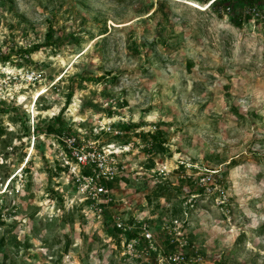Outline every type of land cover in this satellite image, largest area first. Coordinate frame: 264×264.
Here are the masks:
<instances>
[{
    "label": "rangeland",
    "instance_id": "1",
    "mask_svg": "<svg viewBox=\"0 0 264 264\" xmlns=\"http://www.w3.org/2000/svg\"><path fill=\"white\" fill-rule=\"evenodd\" d=\"M209 8L0 0V264H264V0ZM73 137L115 152L102 211Z\"/></svg>",
    "mask_w": 264,
    "mask_h": 264
},
{
    "label": "built area",
    "instance_id": "2",
    "mask_svg": "<svg viewBox=\"0 0 264 264\" xmlns=\"http://www.w3.org/2000/svg\"><path fill=\"white\" fill-rule=\"evenodd\" d=\"M213 1L206 6H210ZM66 142L65 147L69 149V152L65 150L63 152L66 164L70 166L69 173L72 180L75 181L82 194H84L89 208L94 209V211H102L103 204L111 201V189L107 186L106 180H113L119 175L116 166L117 161L113 156L115 152L108 149L101 153L98 149L93 150L94 147L91 148L90 145L82 146L81 143H77L75 137L69 138ZM90 169L93 170L90 171ZM114 225L123 232L132 229V226L124 223L120 217H115ZM147 226V224L144 226L142 235L145 239L151 240L153 234L147 229ZM138 244L137 239H131L127 246L132 251L136 250ZM175 260H178V257H175Z\"/></svg>",
    "mask_w": 264,
    "mask_h": 264
},
{
    "label": "trees",
    "instance_id": "3",
    "mask_svg": "<svg viewBox=\"0 0 264 264\" xmlns=\"http://www.w3.org/2000/svg\"><path fill=\"white\" fill-rule=\"evenodd\" d=\"M199 1H201V2H204V3H206L205 5H207V4H209L211 1H213V0H199ZM225 1H228V0H214L211 4H210V8L212 7L213 9H216V8H218L219 6H220V4H222V3H225ZM231 4V3H230ZM209 8V9H210ZM227 8H229L230 10H232L233 8H234V4H233V7H232V5H230V6H227ZM53 38H54V31H53V28L52 27H50V30L48 31V33H47V40H46V46H53ZM43 46H45V45H35L32 49H26L25 50V52L26 53H32V51H37V50H39L41 47H43ZM65 75L63 74L61 77H60V79L61 78H63ZM58 119H54V120H57V121H59V120H61V116H59V117H57ZM60 126V125H59ZM61 127V126H60ZM125 127V125L123 124L122 126H121V128H124ZM37 128V127H36ZM36 128H35V130H36ZM127 128V127H126ZM60 130V129H59ZM56 131H58V129H54V127H50L49 126V129H48V131L46 132L48 135H51V134H53V132H56ZM147 136H150V138L153 140V142H152V144H154V145H156V146H158L160 149H163V144H164V142L162 141V140H160V136H159V134L158 133H148V135ZM63 169H61V171H62ZM86 172V171H85ZM88 172V171H87ZM16 177H17V175L15 176V177H13L12 179H13V181L16 179ZM11 179V178H10ZM114 229L116 230V232L117 233H121L122 232V230H120V229H118L117 228V226L116 225H114ZM125 234H126V236H128V238L130 239V238H133V236H135V234H131L130 233V231H127V232H125Z\"/></svg>",
    "mask_w": 264,
    "mask_h": 264
},
{
    "label": "bare ground",
    "instance_id": "4",
    "mask_svg": "<svg viewBox=\"0 0 264 264\" xmlns=\"http://www.w3.org/2000/svg\"><path fill=\"white\" fill-rule=\"evenodd\" d=\"M179 2H182V3H185V4H189V5H192L193 7H196V8H198V9H200V10H202V11H207L208 9H205V4H200V3H198V2H194V1H185V0H178ZM65 77V76H64ZM64 77L63 78H61L59 81H61V80H63L64 79ZM58 81V82H59ZM50 91V89H47V88H44V93H42L41 95H39L38 97H37V99H34L33 100V102H32V104H31V106L30 107H32L33 108V111H34V113L36 112L35 111V107H36V104H37V102H38V100H39V98L41 97V96H43L45 93H47V92H49ZM40 94V93H39ZM27 101V99L25 98V97H23L22 98V103H24V102H26Z\"/></svg>",
    "mask_w": 264,
    "mask_h": 264
}]
</instances>
